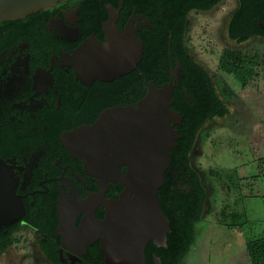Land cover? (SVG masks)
I'll use <instances>...</instances> for the list:
<instances>
[{
    "label": "flooded vegetation",
    "instance_id": "obj_1",
    "mask_svg": "<svg viewBox=\"0 0 264 264\" xmlns=\"http://www.w3.org/2000/svg\"><path fill=\"white\" fill-rule=\"evenodd\" d=\"M147 1L70 0L24 20L0 23V258L24 243L16 264H106L101 247L105 231L99 227L108 215L106 202L116 201L123 187L112 183L101 188L81 158L66 148L63 137L94 125L113 109L136 107L150 84L156 85L140 65L147 46L154 51L169 47L163 31L167 2ZM237 1L227 25L228 40L242 44L264 39L254 34L238 43L230 36L241 8ZM218 5L208 11L190 10L184 32V21L175 26L178 36L183 32L187 58L196 63L186 43L190 15L208 13ZM255 22L264 32V22ZM253 30L251 25L246 32ZM133 35L144 49L136 70L106 82L93 79L82 66L77 52L83 45L108 46ZM168 39L172 45L171 35ZM169 57L168 64H155L154 72L168 66L171 82L178 64L183 67L174 65L171 53ZM183 77L184 71L175 88L181 87Z\"/></svg>",
    "mask_w": 264,
    "mask_h": 264
},
{
    "label": "water",
    "instance_id": "obj_2",
    "mask_svg": "<svg viewBox=\"0 0 264 264\" xmlns=\"http://www.w3.org/2000/svg\"><path fill=\"white\" fill-rule=\"evenodd\" d=\"M68 1L0 0V23L24 20ZM118 42L83 45L77 52L93 79L110 82L137 69L143 43L134 35ZM172 76L160 88L150 84L136 107L113 109L94 125L63 137L66 148L81 158L101 188L106 190L112 183L123 187L116 201L106 202L108 215L99 227L105 231L101 247L106 264H147L148 245L161 248L167 244L170 221L162 210L159 191L171 166V151L181 138L176 127L183 116L172 109L175 86L183 76L179 64ZM154 262L161 264L157 257Z\"/></svg>",
    "mask_w": 264,
    "mask_h": 264
},
{
    "label": "rangeland",
    "instance_id": "obj_3",
    "mask_svg": "<svg viewBox=\"0 0 264 264\" xmlns=\"http://www.w3.org/2000/svg\"><path fill=\"white\" fill-rule=\"evenodd\" d=\"M237 7V0H222L208 13L190 15L187 47L217 83L229 114L208 121L196 139L192 166L204 183L207 200L184 264H251L247 242L264 237V39L242 44L228 40V21ZM225 49L258 55L261 67L242 79L228 75L220 69ZM168 176L173 178L175 172ZM225 207L239 214L238 228L222 224ZM21 249L12 248L0 264H16Z\"/></svg>",
    "mask_w": 264,
    "mask_h": 264
},
{
    "label": "trees",
    "instance_id": "obj_4",
    "mask_svg": "<svg viewBox=\"0 0 264 264\" xmlns=\"http://www.w3.org/2000/svg\"><path fill=\"white\" fill-rule=\"evenodd\" d=\"M202 1L205 3L201 4ZM140 2L146 4L149 1L140 0ZM166 2L164 8L168 16L163 20L166 24L163 31L167 33L164 38L169 47L164 51H154L147 46L140 69L148 81L156 80L157 87H161L163 83L169 82L170 69L165 66L154 72L156 67L154 65L162 60L168 64L170 53L173 55L174 65L176 63L182 65L184 77L181 80V87L175 88L173 96L175 104L172 109L183 116V122L176 127L181 138L177 141L178 146L171 151V166L166 174L165 184L159 191L161 207L170 221L171 232L167 236L165 247L159 248L153 243L148 245L147 264H155L154 257L159 258L161 264H184V260L191 252L196 242L195 227L201 221L207 200L204 183L199 172L192 166L191 153L196 138L207 121L215 118L223 119L229 114L209 72L192 57L187 58V49L182 47V34L187 25L186 16L189 11L193 9L208 11L222 0H213L211 3H208V0H166ZM240 3L241 8L235 13L229 29L230 36L238 43L245 42L254 34L264 36V32L259 31L260 27L255 22V18L264 22V16L261 14L264 1L240 0ZM180 21H184L183 32L178 36L175 26ZM251 25L254 27L253 33H247L246 30ZM170 35L172 45H168ZM261 64L258 55H246L232 49H225L220 59L221 71L238 79H242L240 77H244L250 70L260 68ZM135 74L136 77H142L138 73ZM171 170L175 172L173 178L168 176ZM227 209L225 207L221 212L222 224L238 228L239 214L229 212ZM247 253L251 264H264V237L256 241H248Z\"/></svg>",
    "mask_w": 264,
    "mask_h": 264
},
{
    "label": "crops",
    "instance_id": "obj_5",
    "mask_svg": "<svg viewBox=\"0 0 264 264\" xmlns=\"http://www.w3.org/2000/svg\"><path fill=\"white\" fill-rule=\"evenodd\" d=\"M189 254H190V253H189ZM187 256H188V255H187ZM186 258H187V257H186ZM185 260H186V259H185ZM185 260H184V261H185Z\"/></svg>",
    "mask_w": 264,
    "mask_h": 264
}]
</instances>
